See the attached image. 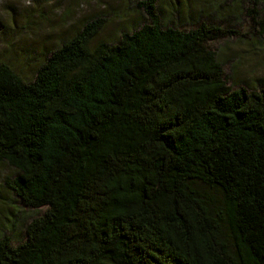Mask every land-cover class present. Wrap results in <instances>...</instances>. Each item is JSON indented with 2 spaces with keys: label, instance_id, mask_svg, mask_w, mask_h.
Returning <instances> with one entry per match:
<instances>
[{
  "label": "trees",
  "instance_id": "16d2710c",
  "mask_svg": "<svg viewBox=\"0 0 264 264\" xmlns=\"http://www.w3.org/2000/svg\"><path fill=\"white\" fill-rule=\"evenodd\" d=\"M135 4L138 27L90 46L87 20L27 81L0 62L2 183L35 210L0 264H264V91L208 45L234 30Z\"/></svg>",
  "mask_w": 264,
  "mask_h": 264
},
{
  "label": "rangeland",
  "instance_id": "374dc122",
  "mask_svg": "<svg viewBox=\"0 0 264 264\" xmlns=\"http://www.w3.org/2000/svg\"><path fill=\"white\" fill-rule=\"evenodd\" d=\"M135 1L0 0V62L27 81L49 51L95 17L104 21L90 46L112 43L120 32L131 31L144 21ZM156 6L163 26L187 27L204 19L234 30L208 45L224 63L232 86L264 91V29L256 23L264 20V5L256 6L252 0H157ZM13 173L0 162V236L10 234L16 242L22 237L24 220L35 210L3 186L4 176Z\"/></svg>",
  "mask_w": 264,
  "mask_h": 264
}]
</instances>
